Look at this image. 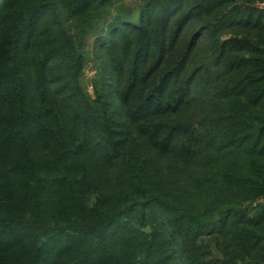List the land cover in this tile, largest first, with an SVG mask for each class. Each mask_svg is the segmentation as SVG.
I'll use <instances>...</instances> for the list:
<instances>
[{"label": "trees", "instance_id": "16d2710c", "mask_svg": "<svg viewBox=\"0 0 264 264\" xmlns=\"http://www.w3.org/2000/svg\"><path fill=\"white\" fill-rule=\"evenodd\" d=\"M262 2L0 0V264H264Z\"/></svg>", "mask_w": 264, "mask_h": 264}, {"label": "built area", "instance_id": "2783aa9c", "mask_svg": "<svg viewBox=\"0 0 264 264\" xmlns=\"http://www.w3.org/2000/svg\"><path fill=\"white\" fill-rule=\"evenodd\" d=\"M260 5H261L262 7H264V2H262Z\"/></svg>", "mask_w": 264, "mask_h": 264}, {"label": "rangeland", "instance_id": "374dc122", "mask_svg": "<svg viewBox=\"0 0 264 264\" xmlns=\"http://www.w3.org/2000/svg\"><path fill=\"white\" fill-rule=\"evenodd\" d=\"M90 73H93V70H90Z\"/></svg>", "mask_w": 264, "mask_h": 264}]
</instances>
